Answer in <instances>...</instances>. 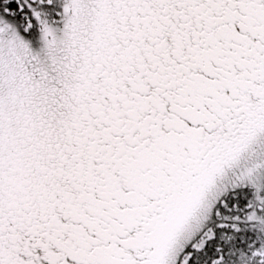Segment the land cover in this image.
<instances>
[{"label":"snow or ice","instance_id":"1","mask_svg":"<svg viewBox=\"0 0 264 264\" xmlns=\"http://www.w3.org/2000/svg\"><path fill=\"white\" fill-rule=\"evenodd\" d=\"M0 264H264V0H0Z\"/></svg>","mask_w":264,"mask_h":264}]
</instances>
